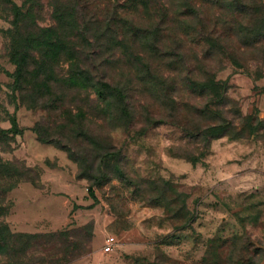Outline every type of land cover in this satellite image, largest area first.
<instances>
[{"label":"rangeland","instance_id":"1","mask_svg":"<svg viewBox=\"0 0 264 264\" xmlns=\"http://www.w3.org/2000/svg\"><path fill=\"white\" fill-rule=\"evenodd\" d=\"M0 264H264V0H0Z\"/></svg>","mask_w":264,"mask_h":264},{"label":"trees","instance_id":"2","mask_svg":"<svg viewBox=\"0 0 264 264\" xmlns=\"http://www.w3.org/2000/svg\"><path fill=\"white\" fill-rule=\"evenodd\" d=\"M89 191V195L90 197H94L93 191L91 189L88 190ZM41 235H28V234H23V235H19L18 237L21 238L25 244V246L27 247L29 241L40 237Z\"/></svg>","mask_w":264,"mask_h":264},{"label":"built area","instance_id":"3","mask_svg":"<svg viewBox=\"0 0 264 264\" xmlns=\"http://www.w3.org/2000/svg\"><path fill=\"white\" fill-rule=\"evenodd\" d=\"M115 244L114 238L112 237H108L107 241H106V246H105V251H109L111 246H113Z\"/></svg>","mask_w":264,"mask_h":264}]
</instances>
